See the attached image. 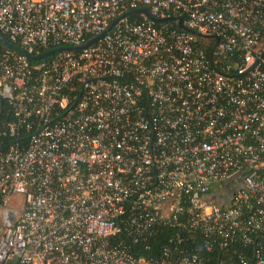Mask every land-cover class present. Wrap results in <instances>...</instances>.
Returning <instances> with one entry per match:
<instances>
[{"label": "built area", "instance_id": "2783aa9c", "mask_svg": "<svg viewBox=\"0 0 264 264\" xmlns=\"http://www.w3.org/2000/svg\"><path fill=\"white\" fill-rule=\"evenodd\" d=\"M140 7L183 18L211 53L122 18ZM116 20L37 65L0 52L15 116L0 124V264H201L132 253L168 226L264 264V0H0L1 31L30 55ZM22 129L26 145L4 146Z\"/></svg>", "mask_w": 264, "mask_h": 264}, {"label": "trees", "instance_id": "16d2710c", "mask_svg": "<svg viewBox=\"0 0 264 264\" xmlns=\"http://www.w3.org/2000/svg\"><path fill=\"white\" fill-rule=\"evenodd\" d=\"M171 17L176 18L175 15ZM131 19L139 20L141 18L138 15H134ZM154 25L156 28L163 29L165 32L172 31L168 27ZM170 25L177 27V21H171ZM196 41L197 44H204L207 55L211 53L214 39L196 37ZM15 45L19 46L18 43H15ZM7 51L9 50L0 42V52ZM9 52L14 53L13 51ZM39 63L41 61L30 62L31 65H37ZM14 120V111L8 104V101H4L0 124ZM32 134L33 132L28 133L25 129H22L18 136L5 137L3 139L4 146H8L15 141H18L20 145H26ZM164 248H169L172 251L176 261L186 257H198L201 260V264H239V253L251 255L253 251V246L245 247L236 242L221 246L218 241L216 242L214 239L205 238L200 230L190 229L185 226H168L161 228L154 236L134 245L132 247V253L135 256L144 254L147 257L160 258Z\"/></svg>", "mask_w": 264, "mask_h": 264}, {"label": "water", "instance_id": "95a60500", "mask_svg": "<svg viewBox=\"0 0 264 264\" xmlns=\"http://www.w3.org/2000/svg\"><path fill=\"white\" fill-rule=\"evenodd\" d=\"M134 15H143L145 16L147 19H149L150 21H152L154 24H157L159 26L162 27H168L172 30L177 29L178 31H186L188 33H191L195 36L198 37H203L201 34H199L198 32H196L195 30L189 28L188 26H186V24L184 23V19L183 18H174V17H157L155 16L151 9L149 7H140L137 8L135 10H131L129 12H126L122 18H127V17H131ZM119 20L114 21L111 26L109 27V29L106 32H103L102 34H99L97 36H94L92 38H90L85 44L83 45H79L76 47H59V48H55V49H50L47 51H43L39 54L36 55H30L29 53H27L25 50H23L21 47L15 45L14 43H12L7 36L1 31L0 29V42L2 43V45L10 50V51H14L17 52L23 56H25L30 62H37V61H42V60H48V59H52L56 54L66 51V50H82L85 48H90L92 46H94L100 39H102L107 33L111 32L114 28V26L116 25V23ZM171 21H178V25L177 27L175 26H171L170 22ZM220 43V39H217L215 47H214V51L216 50V48L218 47ZM211 60H213V55L211 56ZM0 106H3V101L0 100ZM1 116V113H0ZM16 212L12 211L9 219H8V223H11L14 218H15Z\"/></svg>", "mask_w": 264, "mask_h": 264}]
</instances>
